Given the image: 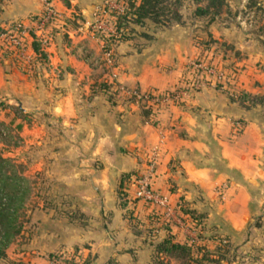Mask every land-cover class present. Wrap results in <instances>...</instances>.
<instances>
[{
  "label": "crops",
  "instance_id": "obj_1",
  "mask_svg": "<svg viewBox=\"0 0 264 264\" xmlns=\"http://www.w3.org/2000/svg\"><path fill=\"white\" fill-rule=\"evenodd\" d=\"M50 1L68 18L65 31L54 32L43 46L47 60L36 59L29 74L0 52V90L14 88L18 91L14 95L21 98L23 89H29L30 102L45 105L52 117H60L70 129L68 135L75 136L67 151L82 153V164H90L92 173L62 181L86 186L77 188L82 192L76 198L84 221L57 219L47 210L40 220L45 228L24 238V248L14 252L17 257L8 254L14 240L6 249L7 257L27 264H51L47 251L84 244L83 253L92 255L88 264L109 260L151 264L155 245L150 240L166 234L162 220L149 224L148 215L158 207L137 199L141 221L134 225L117 192L122 174L146 170L152 155L153 186L168 194L171 212L181 197L188 207L204 213V228L214 220L222 226L218 230L248 232L243 230L248 218L264 215V15L256 12L264 0L255 1L254 6L242 4L253 9L250 16V12L242 13V7L231 12L226 0L220 16L212 19L181 12V22L168 24L150 17L128 20L124 38L113 43L109 56L102 39L79 32L75 25L91 15L99 0ZM42 5V0H4L0 25L25 20L40 12ZM207 38L224 43L223 63L236 69L239 87L257 95L258 101H241L222 88L204 85L188 101L151 114L127 93L175 85L199 53L198 40ZM30 52L39 54L32 48ZM104 81L107 89L101 85ZM82 164L80 171H85ZM122 189L130 197L136 186L124 182ZM171 225L178 241L193 232L187 225Z\"/></svg>",
  "mask_w": 264,
  "mask_h": 264
},
{
  "label": "rangeland",
  "instance_id": "obj_2",
  "mask_svg": "<svg viewBox=\"0 0 264 264\" xmlns=\"http://www.w3.org/2000/svg\"><path fill=\"white\" fill-rule=\"evenodd\" d=\"M255 1L257 0H228L231 4V12H237L242 7L241 11L244 14L253 9L250 8L249 10L248 6V9L244 8L242 4L248 3V5L250 4L249 6H254ZM194 6L195 2L193 0H182L180 10L185 16H191ZM258 9L256 10L257 14L264 15V6L261 5ZM251 14L252 12L248 16ZM13 23L14 21L9 25H0V52L1 55L10 56L22 73L29 74L30 69L35 66L36 59L42 63L47 59L44 58L45 53H39L37 57L34 56L30 52L31 43L27 46L26 53L29 54L27 59L24 60L15 54L13 48L9 46L8 41L2 35L3 32L8 31L12 27ZM59 30L65 31V27L56 31ZM84 33L89 34L86 31ZM94 36L100 39L99 36ZM215 54L220 55L222 58L224 57L221 53ZM98 60V58L94 59L95 62ZM29 91L27 88L23 89L21 94L24 98L21 97V99L20 96L14 95L18 93L14 88L0 90V120L3 121L0 133V151L4 156H10L14 159L19 165L20 171L30 178L32 186L31 195L28 199V204L31 208L30 212H27L29 218L24 222L23 232L17 237L19 239H15V243L18 244L14 243L8 248V254L12 257H17L14 254L17 248H24L21 247V242L26 240L24 238H28L31 235L34 236L35 232L40 228H45L43 227L45 225H40V220L45 219L46 212H54L53 216H57V219L63 217L68 221H84L82 216L84 214L81 211V207L77 204L76 198H78L79 192H82L77 188L84 189L86 186H76L74 185L77 184L76 181L66 183V185L62 180L67 177H88L92 173L89 167L90 164H82L84 156L82 153L67 151L69 142L74 141L75 138V136L68 135L67 132L70 129H68L66 124L62 123L60 117H52L45 105L36 106V104L30 102ZM40 94L43 97V94H45L44 90H41ZM80 164H82V167L84 166L85 171H80ZM80 212L81 215L79 214ZM216 223L219 222L213 220L206 228H204V223H202L200 234L202 239L199 240V243L205 242V244L196 245L193 249V255L201 254V248L208 244L210 246L207 248L210 249H214L217 244L216 248L219 249L216 252H212L224 257L223 260L216 264H264V215L248 218L243 229H249L246 233L243 231L239 233L228 231L226 227H223V230H218L222 226H217ZM133 224L137 225V222ZM159 241L160 239L150 240V243L156 245ZM69 246L54 247L52 250L47 251V257L50 258L51 264H54L53 258L61 252L65 256H69L72 252H79L80 256L77 255L76 260L80 264H88L92 260V255H89L90 261L88 263L82 262L84 256L82 247L84 244ZM51 253L54 254L53 257L50 256ZM11 260L8 257L1 258L0 264H10ZM155 260L152 257L151 264H156ZM167 264H180V261L171 257L168 259Z\"/></svg>",
  "mask_w": 264,
  "mask_h": 264
},
{
  "label": "trees",
  "instance_id": "obj_3",
  "mask_svg": "<svg viewBox=\"0 0 264 264\" xmlns=\"http://www.w3.org/2000/svg\"><path fill=\"white\" fill-rule=\"evenodd\" d=\"M4 0H0V8ZM126 9L123 13H116L115 16V33L108 35H101L103 40L104 50L112 49L113 43L121 38H124L123 27L128 20H133L136 22L143 21L144 17H150L156 22L163 24H168L171 21H182V13L180 7L182 5V0H125ZM195 2V7L193 13L198 16H207L209 19L214 18L216 15L223 10L226 0H193ZM39 15L38 13L31 14L30 18H35ZM66 20L68 19L65 17ZM84 19V18H83ZM82 19V20H83ZM81 20V21H82ZM81 21H75V25H78ZM201 49L199 54L204 51H211L213 53H222L221 48L224 43H218L213 38L198 40ZM31 48L43 54L44 50L42 48L41 40L36 36H32ZM196 55V56H197ZM225 57V55L223 54ZM228 69L227 74V89H224L231 98H237L241 101L248 99L251 102L258 101L257 95H251L247 91L239 87L237 81L236 69L228 64L226 65ZM186 68V67H185ZM184 72V71H183ZM182 72V73H183ZM181 73V74H182ZM180 78V77H179ZM102 87L107 89L106 82H101ZM152 89V88H150ZM169 88H164L166 90ZM230 91V92H229ZM149 113L153 114L150 108H146ZM3 121L0 120V133L2 131L1 125ZM136 170H129L124 172L121 176V183L118 188V197L120 199V204L123 207H127L126 211L129 213V218L134 222H140L138 213L136 212V198L128 197L127 192L122 189L124 182L128 183L132 181ZM32 186L31 180L28 176L23 174L19 165L10 156H4L0 151V258H6L7 247L23 232L24 222L28 220L29 216L27 212H30V207L28 204V199L31 195ZM130 203L133 205L130 206ZM178 206L181 212L185 215L184 218L190 223V225L197 231V239H185L183 241H178L175 239L173 233L171 232V224L169 221H162L160 223L161 227L166 229V234L159 242L154 246L156 264H167L169 258L174 257L180 261V264H216L223 260L224 256L215 254L217 251V244L214 249L207 248L210 244L202 247V253L193 255V249L198 244H205V242H200L202 223L204 218V213L199 212L194 208L187 206L183 198L178 199ZM135 212V213H134ZM149 224H153V221L159 220L157 216L150 213ZM155 226L149 228L153 229ZM206 239V238H205ZM213 241V239H212ZM214 251V252H212ZM80 256L79 252H76ZM159 254V256H158ZM51 253V257H53ZM83 261L88 263L90 261V254H83ZM58 256V254H57ZM167 257V258H165ZM164 261V262H163ZM74 264H80L77 260L73 259ZM25 264L21 260H11L10 264ZM27 264V263H26ZM104 264H117L112 260L107 261Z\"/></svg>",
  "mask_w": 264,
  "mask_h": 264
},
{
  "label": "built area",
  "instance_id": "obj_4",
  "mask_svg": "<svg viewBox=\"0 0 264 264\" xmlns=\"http://www.w3.org/2000/svg\"><path fill=\"white\" fill-rule=\"evenodd\" d=\"M42 9L35 18L20 19L14 21L8 31L3 32V38L13 48L15 54L22 59H27L26 53L28 44L31 43L32 36L41 40L42 46L50 40L52 34L57 29L66 27V16L58 11L50 0H42ZM126 9L125 0H101L92 7L91 15L85 18L78 25V31H86L91 36L108 35L115 33L116 13H123ZM103 41V40H102ZM109 56L111 49L104 50ZM228 69L222 61V57L211 51H204L192 58L186 65L184 72L180 75L177 83L169 89L160 88L127 90L136 102L144 107L156 112L169 105L181 104L188 101L204 85H213L222 89H227ZM230 92V91H229ZM237 125H241L236 121ZM156 175L155 161L153 155L148 163L146 170L136 172L131 183L136 186L132 197L142 201L143 204L150 206L155 204L157 211L152 212L162 221H169L170 224L176 222L179 225H187L193 232L189 239H197V231L188 221L178 206V201L170 211L168 194L160 192L153 186V178ZM78 254L72 252L69 256L63 252L53 258L54 264H74Z\"/></svg>",
  "mask_w": 264,
  "mask_h": 264
}]
</instances>
